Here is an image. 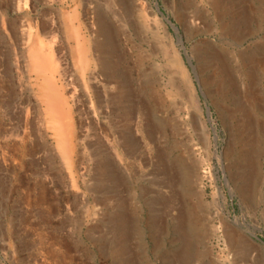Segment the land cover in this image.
Instances as JSON below:
<instances>
[{
  "label": "rangeland",
  "instance_id": "1",
  "mask_svg": "<svg viewBox=\"0 0 264 264\" xmlns=\"http://www.w3.org/2000/svg\"><path fill=\"white\" fill-rule=\"evenodd\" d=\"M140 1L148 3L149 19H159V30L151 20L142 21ZM10 2L1 0V10L18 24L17 32L1 50H15L26 65L35 40L46 39L33 32L27 37L22 17L33 31L46 12L68 10L70 2L28 0L25 5L23 0L20 8L16 0ZM130 7L128 66L136 78L140 61L156 77L149 76L143 88L155 117L147 124L141 153L133 151L125 162L126 191L114 193L103 175L98 177L108 183L97 186L95 161L88 159L78 163L76 188L71 187L51 136L44 144H29L24 155L0 142V264H264V0H220L216 6L213 0H130ZM235 19L240 30L224 28ZM80 22L90 38L88 20ZM246 52L257 58L252 84L239 63L238 55ZM206 54L218 56V64ZM174 58L186 73L185 91L177 88ZM70 65L71 78L78 81ZM94 83L102 92L101 79ZM22 94L30 99L38 128L45 106L34 92ZM119 108L116 101L93 133L99 163L108 158L106 138L121 152L115 137L123 128L109 125L119 119ZM79 149L89 156L88 148ZM187 156L193 174L185 198L192 208L189 217L178 212L163 177L165 163ZM87 164L91 170L83 174Z\"/></svg>",
  "mask_w": 264,
  "mask_h": 264
},
{
  "label": "bare ground",
  "instance_id": "2",
  "mask_svg": "<svg viewBox=\"0 0 264 264\" xmlns=\"http://www.w3.org/2000/svg\"><path fill=\"white\" fill-rule=\"evenodd\" d=\"M9 1L12 3V0ZM22 1L16 0L18 8ZM27 1L24 0L25 5ZM65 1L67 0H59L60 3ZM69 2L70 6L66 12L62 9H50L46 12L49 16L46 14L41 22H36L33 31L32 23L26 16L25 19L22 17L24 21H19L22 24L21 30L25 32L24 27L27 28V37L34 33L38 37L43 35L46 39L35 40L29 49V61L26 65H21L22 59H19L15 50H1L4 40L11 42L16 35L17 23L6 18L0 5V142L6 147H12L17 154L20 152L24 155L29 144H44L45 136H51L62 165L72 180L71 187L76 188L75 175L78 163L84 164L88 159L95 161L93 168L97 186L108 183L106 177L98 175L107 176L109 182H112L109 184L111 190L120 195L127 189L125 162L133 155V151L141 153L147 124L155 117L148 112L150 105L146 103L142 92L150 77H156V73L147 70L139 61L136 67L137 77L134 78L128 66L126 45L132 38L130 0H69ZM139 4L142 21L146 23L151 20L154 27L159 30V19L157 17L149 19L147 16L148 3L140 1ZM219 4L220 0H213V5ZM84 17L88 20L90 38L82 32L80 19ZM225 24L224 28L229 31L235 33L237 29L240 30L239 19ZM238 56L239 63L247 69L244 78L252 84L257 58L255 54L248 52ZM205 57L214 64L220 60L215 55L206 54ZM70 62L77 71L78 81L71 78ZM171 67L179 78L178 86L175 84L176 79L172 80L173 87L177 86L180 91L187 90L186 73L176 58L172 60ZM100 79L102 92L98 91L99 88L94 83ZM114 84L118 85L117 96L113 90ZM28 90L34 92L37 101L45 106L38 128L33 124L30 99L24 98L22 94ZM249 91L250 89L246 90V95L251 98ZM116 101L120 105V116L116 122H109V125L113 128L116 126L123 128L115 137V142L121 146V152L112 146L109 138L105 139L111 146L105 149L108 151L106 162L110 159V167L107 169L106 162L99 163L94 159V154L98 153L93 147L95 144L93 133L102 125L100 117L104 113H111ZM80 145L90 150L89 156L93 159L85 152H80ZM244 158L249 161L250 155L247 153ZM189 160L190 156L176 158L173 164L165 163L163 166V177L168 183L169 192L176 197L178 212L187 217L191 215L192 210L185 199L191 194L187 185L193 176ZM238 163L243 164L240 159ZM82 170L83 174H88L91 167L87 164ZM196 197L198 199L199 195ZM200 206L199 204L198 208L201 211ZM245 249L239 252L241 258L245 254L243 251Z\"/></svg>",
  "mask_w": 264,
  "mask_h": 264
},
{
  "label": "water",
  "instance_id": "3",
  "mask_svg": "<svg viewBox=\"0 0 264 264\" xmlns=\"http://www.w3.org/2000/svg\"><path fill=\"white\" fill-rule=\"evenodd\" d=\"M186 55V54H185ZM186 57H187V55H186ZM187 60H188V58H187ZM188 63H189V65H190V62H189V60H188Z\"/></svg>",
  "mask_w": 264,
  "mask_h": 264
}]
</instances>
